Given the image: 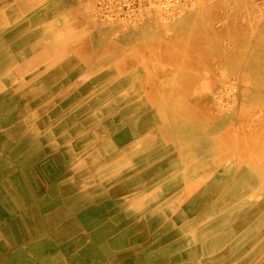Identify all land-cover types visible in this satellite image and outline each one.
I'll return each mask as SVG.
<instances>
[{
    "label": "crops",
    "instance_id": "1",
    "mask_svg": "<svg viewBox=\"0 0 264 264\" xmlns=\"http://www.w3.org/2000/svg\"><path fill=\"white\" fill-rule=\"evenodd\" d=\"M133 2L143 12L164 11L162 0ZM97 3L0 0L7 91L26 83L34 93L82 94L81 106L94 99L95 109L108 107L98 119L110 128L105 139L122 138L117 150L128 166L140 157L137 189L160 215L173 204L192 238L211 237L210 228L219 226V237H254L259 244L264 231L243 217L257 214L264 224V0H176L171 20L161 14L134 28L101 21ZM181 124L197 130L181 134Z\"/></svg>",
    "mask_w": 264,
    "mask_h": 264
},
{
    "label": "bare ground",
    "instance_id": "2",
    "mask_svg": "<svg viewBox=\"0 0 264 264\" xmlns=\"http://www.w3.org/2000/svg\"><path fill=\"white\" fill-rule=\"evenodd\" d=\"M0 82V264H264V238L259 244L254 237L222 238L215 235L219 226L210 228L211 237L192 238L173 204L158 213L160 206L137 189L140 157L128 166L124 150H117L122 138L105 139L110 128L98 119L108 107L95 109L94 99L81 106L82 94L34 93L26 83L7 91L8 79ZM183 125H177L181 134L197 130ZM130 188L136 190L124 196ZM243 219L264 231L257 214ZM241 242L251 252L241 251Z\"/></svg>",
    "mask_w": 264,
    "mask_h": 264
},
{
    "label": "rangeland",
    "instance_id": "3",
    "mask_svg": "<svg viewBox=\"0 0 264 264\" xmlns=\"http://www.w3.org/2000/svg\"><path fill=\"white\" fill-rule=\"evenodd\" d=\"M133 1L134 0H98L95 15L104 23H114L115 25L124 23L125 26L134 28L140 26V24H143L145 21H154L157 16L160 18L161 14L163 21L171 20L172 14L170 12V6L173 1L176 0H162L164 11L161 14L155 13L154 9L152 12H143L141 8L138 9L137 4ZM181 4L182 7L186 8V2L179 3V5Z\"/></svg>",
    "mask_w": 264,
    "mask_h": 264
}]
</instances>
